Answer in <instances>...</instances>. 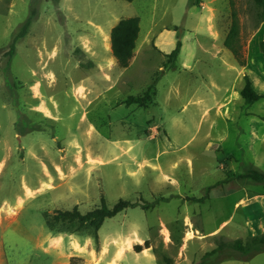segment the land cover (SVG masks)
I'll return each mask as SVG.
<instances>
[{"label":"rangeland","instance_id":"374dc122","mask_svg":"<svg viewBox=\"0 0 264 264\" xmlns=\"http://www.w3.org/2000/svg\"><path fill=\"white\" fill-rule=\"evenodd\" d=\"M233 9L245 65L225 46ZM132 16L142 21L143 60L124 73L112 60L111 30ZM169 31L182 41L176 61L156 44ZM100 64L116 82L90 104L95 83L108 86ZM246 76L264 95V20L257 24L253 0H0V264H62L63 245L75 252L64 264H148L134 248L115 257L113 234L143 224L149 264H264V251L206 256L221 240L264 232V182L239 176L264 172V97L245 101ZM83 80L91 88L75 89ZM151 86L148 108L124 103ZM34 93L58 101L56 120L29 110ZM102 197L108 206L165 199L108 218L98 245L47 226L44 211L86 213Z\"/></svg>","mask_w":264,"mask_h":264},{"label":"trees","instance_id":"16d2710c","mask_svg":"<svg viewBox=\"0 0 264 264\" xmlns=\"http://www.w3.org/2000/svg\"><path fill=\"white\" fill-rule=\"evenodd\" d=\"M132 2L133 0H126ZM256 9V19L259 25L264 20V0H253ZM234 6V4L231 2ZM36 11L30 12L29 17L21 26L19 32L13 38L10 44L9 54L13 55L17 43L20 39L26 37L29 33ZM233 21L229 33L225 39V46L233 52L235 58L245 65V59L243 58L242 48L243 45L240 42V21L235 9L232 12ZM141 31V18L139 16H132L121 19L111 30V43L112 52L117 59L118 64L122 68H127L134 56L137 39ZM182 41L178 39L175 49L167 55L169 59L176 61L181 53ZM151 86L143 95H130L126 98L124 103L127 106L136 104L140 107L148 108L152 99ZM243 98L247 103H255L264 97L259 93L249 76H246V84L241 92ZM240 177L250 179L256 182H264V172L257 169H251L247 173L239 175ZM232 175H229L223 182L229 183ZM218 182V184H221ZM164 197L157 199L154 202L140 203L132 202L127 199H119L113 206H108L105 197H102V204L86 213H83L78 205L72 210L55 209L53 211H44L43 216L47 226L54 233H70L90 235L94 237L96 244H99V230L103 226L104 222L108 218H112L122 211L128 208L142 207L143 209H149L156 206ZM206 198L201 197L196 200L204 201ZM145 246L149 247L150 242L146 241ZM143 249L142 245H136L135 250L140 252ZM230 249L234 252H239L243 255L252 254L256 255L264 251V232L257 235L248 236L246 239L237 238L232 240H221L219 246L208 253L206 256H211L215 252ZM203 264V263H199Z\"/></svg>","mask_w":264,"mask_h":264},{"label":"crops","instance_id":"0c3cea01","mask_svg":"<svg viewBox=\"0 0 264 264\" xmlns=\"http://www.w3.org/2000/svg\"><path fill=\"white\" fill-rule=\"evenodd\" d=\"M142 23V21H141ZM114 27V26H113ZM112 27V28H113ZM168 36H174L176 38V35L174 32L172 31H169L168 32ZM143 32H142V27H141V31H140V34H139V38L137 39V43H136V48H135V51H134V56L131 60V63L130 65L127 67V68H122L119 66L118 64V61L117 59L114 57L113 55V63L116 64L118 66V68L120 70H124V73L127 72L128 70H130L131 68H133V66H135V64L137 65L138 63V60H143V59H139V57L141 56L143 50ZM167 36H165L164 38L162 39H157L156 41V44H158V46H160V49L162 50V52L165 54V56H167L168 54H170L176 47V41L175 39L173 38H168L166 39ZM165 42V43H163ZM148 45V43L145 44V47ZM96 69L99 70L100 72V69L101 68H105L101 73H102V77L105 79V82L108 84V86L104 89H98L97 87V84L95 83V87L91 88V82L89 81H86V80H83L81 83H78L77 85L74 86L75 89H78L80 87H87V88H91V91L89 93V98H88V101L90 102V104H92L95 100L103 97L109 90H113V87H114V84H115V80L113 78V71L109 70V67L108 65H99V67H95ZM138 70V69H136ZM135 70V71H136ZM128 80H123L124 84L127 85L129 87V82H135V79H136V74L132 73L131 76L127 77ZM35 88V86H33ZM34 92V91H33ZM33 99L36 100V103L35 104H32L29 108V110L35 114H40L43 116V118H56V109L58 108V101H55V99H51L50 98H47V97H40L38 95H33ZM87 102V100H81V104L82 106ZM56 120V119H55ZM89 125L91 127H93V123L90 122ZM89 128V127H88ZM90 129V128H89ZM71 142V141H70ZM44 144H42L43 146ZM68 145H76V143H68ZM67 145V146H68ZM60 157L64 158L69 157V155L62 149H60ZM84 155V154H83ZM91 156V158H94V159H100L102 163H106L107 161H105L103 159L102 156H99L96 157L94 156V153H93V150H91V153L89 154ZM140 156V155H139ZM145 154H141V157H144ZM128 209L124 210L125 212H127ZM122 211V212H124ZM141 225V224H140ZM140 228V229H139ZM146 227L145 225L143 224V226H137V230H132L128 233H114L113 234V238H114V241L117 242L116 244V247H117V250L115 252V257H118V256H122L121 252L124 251V254L126 255V253H131V251L133 250V248L135 249V246L136 245H142L143 246V249L140 251V252H137V255H138V258L139 259H144L146 261V263H152V262H155V258H154V255H153V251L152 249L147 246H145V242L146 241H149V235L146 233ZM66 234V233H65ZM82 240L84 241H87V242H92L93 240V237L90 236V235H81L80 236ZM3 237L1 236L0 237V240L2 239ZM130 238L133 240L132 242V247L129 248L127 245H126V242H127V239ZM6 251V250H5ZM62 252L60 253L59 255V258H60V261L58 263H62L64 264L67 260L70 259L71 256H73L75 254V252H73V250H70V248H66L65 245H63V249L61 250ZM6 253V252H4ZM104 258L110 260V257L112 258V256H107L105 253H102ZM121 254V255H120ZM0 256H1V252H0ZM95 256V255H94ZM93 256V257H94ZM89 257L93 258L92 255L90 254ZM122 258H124L122 256ZM9 262V261H8ZM57 264V263H56ZM125 264H128L125 262Z\"/></svg>","mask_w":264,"mask_h":264},{"label":"bare ground","instance_id":"6f19581e","mask_svg":"<svg viewBox=\"0 0 264 264\" xmlns=\"http://www.w3.org/2000/svg\"><path fill=\"white\" fill-rule=\"evenodd\" d=\"M31 193H32V192H28V194H31ZM22 204H23V201H20V202H19V207H20ZM16 209H17V208H11V211H13V213H15V212H16ZM192 234H193L192 232H189V233H188V235H189L190 237H192Z\"/></svg>","mask_w":264,"mask_h":264}]
</instances>
